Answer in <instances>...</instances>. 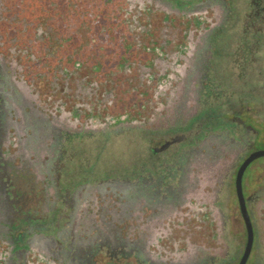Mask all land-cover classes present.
Returning <instances> with one entry per match:
<instances>
[{
    "label": "flooded vegetation",
    "instance_id": "af4514ba",
    "mask_svg": "<svg viewBox=\"0 0 264 264\" xmlns=\"http://www.w3.org/2000/svg\"><path fill=\"white\" fill-rule=\"evenodd\" d=\"M26 1L15 8L20 26L4 22L13 10L0 4V264H239L245 250L243 264H264V156L237 175L264 149V122H247L248 101L222 98L207 73V29L223 2L108 0L114 17L159 9L185 25L165 53L136 45L147 56L136 106L126 104L120 68L130 45L114 62L107 51L89 62L77 44L76 21L87 15L77 0ZM249 11L246 28L264 19V0ZM214 103L225 109L219 123L191 131ZM144 129L150 144L128 165L105 152L110 137ZM175 135L167 147L157 141Z\"/></svg>",
    "mask_w": 264,
    "mask_h": 264
},
{
    "label": "rangeland",
    "instance_id": "374dc122",
    "mask_svg": "<svg viewBox=\"0 0 264 264\" xmlns=\"http://www.w3.org/2000/svg\"><path fill=\"white\" fill-rule=\"evenodd\" d=\"M23 1L24 0L0 1V4L7 8H12L13 10L5 15L3 14L5 19L4 22L17 26L22 24L24 12L20 10L16 11L15 8L24 9V5L27 1L25 0L24 3ZM167 1L171 6H177V0ZM221 1L224 4L225 13L223 15L221 14L219 18L214 17L213 22L216 24L214 26L211 25L207 29V31H209L207 41V61L209 68L207 73L212 78L210 80L211 83L219 86L222 90V98L231 97L232 99H237L233 101V104H238V100L242 101V99L244 102H246V100L248 101V108L253 112L254 116H251L247 122L257 130H261L262 123L264 122V31H259L260 34H254V27H247L245 28L246 32L242 33L243 18L249 9L248 0ZM108 2V0L105 3L94 1L93 5L89 6L85 4L84 0H77L78 8L83 9V11L85 10L87 13L86 16L80 15L75 24L79 32L77 44L79 47H82V50L84 49V52L88 51V53H91V56H88L89 62L102 56L106 57L105 51L110 52V54L108 53L109 59L107 60L109 62H114L112 58H114L115 54H111L121 50V47L127 49L128 45H130L131 48L129 47L130 49L126 50L130 54L129 61L122 63L120 68L126 70L124 75L126 78V82L124 81V87L126 88V104L137 106L141 100L138 96L139 87L136 83V70L138 64L145 65L147 56L146 53H143V51L141 52L136 45L144 47L148 46L150 43H154L157 46L158 52L165 53L167 50L169 51L168 48L170 46L173 45L174 47L175 44H178L176 42L182 41L183 31H185L183 26L185 25L181 22L183 18L178 16V13L174 14V12L169 11L167 14L159 9L150 13L149 16L140 15L136 20L135 16H130V12H127L125 17H114L112 14L106 12V9L113 7L108 6ZM179 2L181 3L182 1L179 0ZM177 7L180 6L178 5ZM13 12L16 13L15 16L12 15ZM122 18H124L125 21H123ZM36 19L33 26L36 24L40 25L39 21L41 19L38 17ZM219 19L221 21H219ZM55 20H57V18ZM90 24H92L91 27L94 28V31L88 33L90 35L86 37L85 35L87 33L83 34L81 32L86 30L84 27L90 28ZM60 25H65V23L62 22ZM89 30L90 29H87V32ZM92 35L94 42L91 47L92 42H90L89 37ZM241 43L244 44L246 52L243 53V50L242 52L236 53V49ZM97 47H100V52H98ZM102 50L104 52H102ZM78 53L82 56L80 50ZM85 55L84 53V56ZM93 55L94 58H92ZM243 59L246 60V64L240 63ZM241 68H243V70ZM130 69L131 71H128ZM148 73H150V70L146 68L144 70L141 69V75ZM143 81L144 80H142V82ZM179 89L180 87L172 90V92H180ZM110 93L114 94V98L124 96L122 92ZM142 99L144 100L143 97ZM158 99L161 102L164 101L162 97ZM152 103L151 101L144 103L146 105L142 111V115L145 116L146 119L149 117L148 111L150 110V105H153ZM214 106L215 107L202 108L203 112L198 111L199 114L195 121L198 124L192 122L188 128L191 129V131L197 128H199L200 131H205L211 127H215L214 124L217 125L219 123L225 109L221 105H215V103ZM246 117L247 116L244 118ZM144 131L145 129L138 134L131 131L117 138L110 137L106 143L107 150L105 152L109 154L110 158L119 155L123 158L124 163L128 165L135 159L136 153L146 152L150 144L148 142L149 134L147 131L146 133ZM184 131L186 130L184 129ZM118 138L120 140H118ZM257 145L256 143V146ZM259 160H261V158L257 161ZM130 167L133 168L132 165Z\"/></svg>",
    "mask_w": 264,
    "mask_h": 264
},
{
    "label": "trees",
    "instance_id": "16d2710c",
    "mask_svg": "<svg viewBox=\"0 0 264 264\" xmlns=\"http://www.w3.org/2000/svg\"><path fill=\"white\" fill-rule=\"evenodd\" d=\"M94 1H99V2H107L106 0H84V2H85V4H87V5H93V2ZM248 3H249V9H250V11H249V13L256 7H260V4H261V0H248ZM118 6H116V7H112V8H117ZM248 13V14H249ZM261 17V16H260ZM246 18H248L247 16L244 18V26H245V28H246V24H247V19ZM96 21V20H95ZM254 34H256V33H258V34H260L259 33V31H264V19H262V18H260L259 20H256L255 21V23H254ZM244 50V52L243 53H245L246 51H245V49H244V44L243 43H241L240 45H239V47L236 49V53H238V52H242ZM237 55V54H236ZM220 87H215V89H219Z\"/></svg>",
    "mask_w": 264,
    "mask_h": 264
},
{
    "label": "water",
    "instance_id": "95a60500",
    "mask_svg": "<svg viewBox=\"0 0 264 264\" xmlns=\"http://www.w3.org/2000/svg\"><path fill=\"white\" fill-rule=\"evenodd\" d=\"M180 135H175L174 137H172L171 139H164V140H157L159 143L160 142H163L164 143V146L167 147L169 144L171 143H175V142H178L180 140ZM260 156H264V149H261V150H255L251 153L248 154V156L244 159V161L241 163V165L239 166V169H238V174L237 175H240V173L242 172V170L244 169V167L250 162L252 161L253 159L257 158V157H260ZM250 234V233H249ZM248 245V244H247ZM248 247V246H247ZM245 255H246V250H245V253L243 254L241 260H240V263L239 264H243V261L245 259Z\"/></svg>",
    "mask_w": 264,
    "mask_h": 264
}]
</instances>
